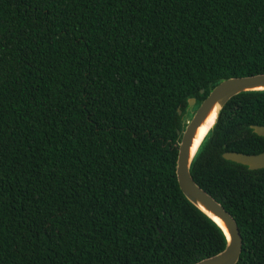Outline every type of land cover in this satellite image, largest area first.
<instances>
[{
	"label": "trees",
	"instance_id": "16d2710c",
	"mask_svg": "<svg viewBox=\"0 0 264 264\" xmlns=\"http://www.w3.org/2000/svg\"><path fill=\"white\" fill-rule=\"evenodd\" d=\"M264 73V0H0V264H193L221 228L182 193L187 98ZM203 89V93L200 90ZM181 110V114L178 113ZM264 90L220 109L190 165L264 264Z\"/></svg>",
	"mask_w": 264,
	"mask_h": 264
},
{
	"label": "water",
	"instance_id": "95a60500",
	"mask_svg": "<svg viewBox=\"0 0 264 264\" xmlns=\"http://www.w3.org/2000/svg\"><path fill=\"white\" fill-rule=\"evenodd\" d=\"M252 90H264V73L235 76L220 80L209 90L207 96L200 101L196 108H193L196 98H187V107L183 115V130L181 131V138L177 145V181L184 196L195 207L211 218L221 228L227 238V245L222 251L193 264H236L239 259L242 248V237L235 219L221 203L194 181L190 173V165L207 133L214 126L219 111L224 104L232 96L243 91ZM200 93H203V89L200 90ZM215 106L217 107V115L213 125L198 143L194 152L191 153V145L196 128ZM178 113L181 114V110H178ZM250 127L254 133L264 137V125H251ZM222 157L226 160L245 165L251 170L264 168V150L255 154L224 151ZM215 217L223 221L227 233Z\"/></svg>",
	"mask_w": 264,
	"mask_h": 264
},
{
	"label": "bare ground",
	"instance_id": "6f19581e",
	"mask_svg": "<svg viewBox=\"0 0 264 264\" xmlns=\"http://www.w3.org/2000/svg\"><path fill=\"white\" fill-rule=\"evenodd\" d=\"M217 115V107H213L211 111L206 115V117L203 119V121L200 123V125L196 128L193 140H192V145H191V153L194 152L196 149L198 143L201 141L203 136L207 133L209 128L213 125L215 118ZM216 220L222 225L224 230L226 231V227L223 223V221L217 217H215ZM227 233V231H226Z\"/></svg>",
	"mask_w": 264,
	"mask_h": 264
}]
</instances>
